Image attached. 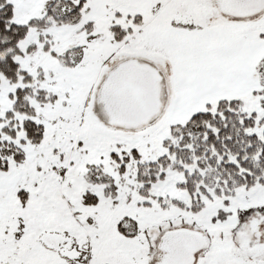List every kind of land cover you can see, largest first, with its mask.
I'll list each match as a JSON object with an SVG mask.
<instances>
[{
	"label": "snow or ice",
	"instance_id": "6c2138e0",
	"mask_svg": "<svg viewBox=\"0 0 264 264\" xmlns=\"http://www.w3.org/2000/svg\"><path fill=\"white\" fill-rule=\"evenodd\" d=\"M0 264H264V0H0Z\"/></svg>",
	"mask_w": 264,
	"mask_h": 264
}]
</instances>
